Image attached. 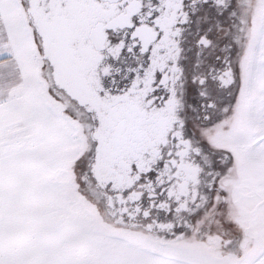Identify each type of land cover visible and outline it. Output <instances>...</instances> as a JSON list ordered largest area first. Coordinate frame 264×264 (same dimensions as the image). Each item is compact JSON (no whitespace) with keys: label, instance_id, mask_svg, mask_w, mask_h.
I'll list each match as a JSON object with an SVG mask.
<instances>
[{"label":"snow or ice","instance_id":"snow-or-ice-1","mask_svg":"<svg viewBox=\"0 0 264 264\" xmlns=\"http://www.w3.org/2000/svg\"><path fill=\"white\" fill-rule=\"evenodd\" d=\"M0 264H264V0H0Z\"/></svg>","mask_w":264,"mask_h":264}]
</instances>
